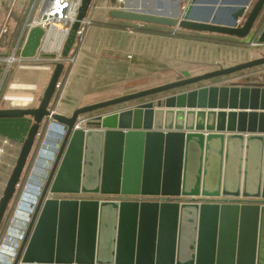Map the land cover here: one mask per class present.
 <instances>
[{"label":"water","instance_id":"1","mask_svg":"<svg viewBox=\"0 0 264 264\" xmlns=\"http://www.w3.org/2000/svg\"><path fill=\"white\" fill-rule=\"evenodd\" d=\"M91 1H80L63 59ZM251 1L189 0L180 17L143 8L109 15L244 38L264 5ZM43 34L30 26L19 57H33ZM257 42L264 44V27ZM256 66H264V55L197 75L183 70L180 79L69 116L52 113L65 134L11 264H264V83L193 87L73 128L85 113ZM64 67L54 63L35 107L0 108V118L33 120L0 197V224ZM47 206L52 218L34 241Z\"/></svg>","mask_w":264,"mask_h":264},{"label":"crops","instance_id":"2","mask_svg":"<svg viewBox=\"0 0 264 264\" xmlns=\"http://www.w3.org/2000/svg\"><path fill=\"white\" fill-rule=\"evenodd\" d=\"M125 1L128 3V0ZM32 2L33 0H0V81L5 72L10 71L0 87V108L35 107L52 71L53 66L48 59L37 61L19 57L27 33L26 22L35 12L32 10ZM94 5L97 8L92 10ZM114 6V0L92 1L90 11L93 23L88 28L84 41L71 54L75 56L74 62L64 63V69L69 68L59 79L58 96L51 109L53 112L69 116L79 106L127 93L123 86L130 79L132 81L140 75L147 76L171 65L186 63L182 61L187 58L200 62L204 61L203 57L210 59L212 55H203L204 48L215 52V61L228 58L240 63L264 55V44L251 45L257 42L258 36L255 34L264 27V5L249 34L244 38L228 35L230 39L205 35L206 31L184 29L172 32L164 29V25L112 18L109 14ZM214 33L220 34L219 36L227 35ZM193 49L196 52L193 53ZM12 55L16 60L9 66L7 59ZM220 79V82L213 84L264 83V68L249 69ZM104 82L106 83L102 84ZM101 84L111 88L104 93L97 90L103 87ZM117 109L119 108H115ZM32 122L30 116L0 118V142L8 145L0 144V158L3 159L0 160V188L9 177L12 168L10 161L13 162L14 156L18 155ZM49 123L45 119L40 129L47 130Z\"/></svg>","mask_w":264,"mask_h":264},{"label":"built area","instance_id":"3","mask_svg":"<svg viewBox=\"0 0 264 264\" xmlns=\"http://www.w3.org/2000/svg\"><path fill=\"white\" fill-rule=\"evenodd\" d=\"M81 0H33L32 2V10H34L33 17L26 22V28L28 29L32 25H39L44 29V34L40 40V44L37 47L36 54L31 57L37 61L41 59H48L52 66L55 62L58 61H68L69 63L74 62L75 56L70 55L63 59L61 57V51L63 48L64 41L68 35L70 26L75 19L77 14L78 7L80 5ZM116 6L114 9H129L132 8L125 0H114ZM91 5V4H90ZM97 8V5H94L92 10ZM91 7L87 11L86 16L82 19L80 26L76 32V42L81 44L84 41L85 34L88 28L93 23L92 12L90 11ZM140 23V22H139ZM26 29V30H27ZM77 44V45H78ZM251 45L257 46L260 45L258 42H254ZM54 54V57H45L44 55ZM130 57V56H128ZM16 60L15 56H10L7 61L10 64ZM59 85V82L57 86ZM121 109V108H120ZM52 113L49 114L47 120L50 122L47 125V130L44 131L42 140L40 142V146L36 152L33 166L31 168L28 180H27V187L25 185L24 190L27 192L25 194L24 191V199H23V206L22 211H19L18 208L17 212L22 213L23 211H30V216L32 215V209L36 207L38 198L41 194L42 188L45 184V180L47 177V171H49L53 165L57 152L59 150V146L65 134V126L63 124L58 123L55 119L52 118ZM88 119V118H87ZM87 119H84V116H79L73 128H82L87 129L85 126V122ZM78 125V126H77ZM39 136V132L37 137ZM33 189L37 190L36 200L30 206V199L28 197L32 196L31 192ZM27 196V197H26ZM36 202V204H35ZM29 218L25 221V219L16 217L14 215L8 232L11 230L15 231L20 235V239L23 238L26 226L30 220ZM10 234V233H8ZM17 235V234H16ZM9 248V247H8ZM14 249V247H10ZM5 252V251H4ZM14 253V252H13ZM9 255L7 254V257ZM15 253L13 254L12 259L9 264H11ZM6 257V258H7ZM10 256L8 257V259Z\"/></svg>","mask_w":264,"mask_h":264},{"label":"rangeland","instance_id":"4","mask_svg":"<svg viewBox=\"0 0 264 264\" xmlns=\"http://www.w3.org/2000/svg\"><path fill=\"white\" fill-rule=\"evenodd\" d=\"M92 1H91V3H92ZM255 1L256 0H252L250 5H252L253 2H255ZM128 3L130 4V6L132 8H143V9H147V10H160L161 12H164V13H171L172 16L180 17V15H182V13H183V9L186 8L187 5L189 4V0H128ZM129 22H132V21H129ZM163 27H164V29L172 30V32L182 31V30L184 31V28H180L178 26L177 27L163 26ZM193 31H195V30H193ZM205 35H209L212 37H223L225 39H230V36H228V35L219 36L220 34H216L214 32H205ZM214 39H217V38H214ZM208 42L214 43V41H208ZM237 44H239V43H237ZM238 47H240V46H238ZM259 47H261V46H259ZM252 48H254V47H252ZM192 51L194 53V52H196V49H193ZM214 54H215V52L213 50H209V49L204 48L203 55L204 56L205 55L206 56L212 55V57H210V59H209V57H203L204 61L200 62L199 60L191 61L194 59L189 60V58H187L186 61H182V62H186V63H182L180 65H171V67H169L167 69L155 71L154 74L152 73V74H149L147 76L140 75V76H138V78H135L132 81L130 79L131 82L129 81V82L124 83L123 89L125 92L131 93V92L139 91L142 89L150 88L153 86H157L160 84H164L167 82H171V81L180 79L183 77L182 70L188 71L190 73V75H197V74H201V73H204L207 71L217 69L219 67L232 65L235 63L234 61H232L231 59H228V58H223L221 60L215 61V59L213 57L216 55H214ZM192 58H194V56ZM12 65H13V62H11L9 64V66H12ZM8 67L6 69H8ZM255 68H264V66H256V67H252L249 69L251 70V69H255ZM249 69H244V70H241L239 72L231 73V74L226 75V76H230V75H233L236 73L239 74V73H242L243 71H246ZM6 73H7V71L5 72L4 78L2 76V80L0 81V87L5 80ZM220 78L221 77H216V78H213L212 80H209L207 82H199L197 84L187 85V86L177 88L174 90L164 91L162 93H156L154 95H149L147 97L134 99L133 101H129L126 103H119L117 105L108 106L105 108H101V109H98L95 111L85 113L81 116H84L85 119L91 118V117L98 115V114H101V113H107V111L111 112V110L112 109L115 110V108H119L117 110H120V107H123V106L124 107L130 106V105L133 106V105L143 103V102L148 101V100L153 99V98L156 99L161 95L166 96V95H170L172 93H178L180 91L187 90V89H190L193 87L217 83V82H220V80H221ZM105 83L106 82H104L102 84H105ZM102 86H103L102 88H98L97 90H100V91L106 93L107 92L106 90L111 88L109 85H102ZM120 87H121V84H119L118 88H120ZM127 93H124V94H127ZM121 109H123V108H121ZM114 110H112V111H114ZM2 142L3 141H1L0 144L8 146L7 144H3ZM33 149L34 148H32L31 153L29 154L28 160H27V162L29 161L30 165L28 166V163H26V166H25L24 171H23L24 173H25V171H27L26 175L24 176L25 178L22 179L23 174H24V173H22V176H21L20 181H19V185L16 187L15 194L13 195L12 199L10 200V202L8 204L6 212L3 216V219H2L1 224H0V260H1L0 262L2 264L7 263L9 260L8 258H6L7 254H5L3 256L1 255V252L4 248V246L17 248L20 241L22 240L18 237L19 235L17 236L15 234L16 233L15 231L11 230L13 232L10 233L11 231L8 232V230H9L10 223H11L14 215H16V217L19 216V219H20V217H23L21 213L17 212V210H18V208H20L19 211H22L21 208L23 206L22 202L24 199L23 198L24 197V191H25L24 188H25V185L27 187V180H28L31 168L33 166L34 158H35V154L32 153ZM0 151H2V150L0 149ZM16 158H17V156H14V159H13L14 161L13 162H12V160L10 161V163H12V168L15 164ZM0 160L2 161L3 159L0 158ZM27 167H28V170H27ZM12 168H11V170H12ZM11 170H10V173H11ZM10 173H9V175H10ZM6 181H7V179H6ZM4 186L5 185H3L2 188H0V197L2 195V191L4 189ZM26 193L27 192L25 191V194ZM35 204H36V202H35ZM34 210H35V207L32 209V213ZM8 233H10V234H8ZM14 253H15V251H14Z\"/></svg>","mask_w":264,"mask_h":264},{"label":"bare ground","instance_id":"5","mask_svg":"<svg viewBox=\"0 0 264 264\" xmlns=\"http://www.w3.org/2000/svg\"><path fill=\"white\" fill-rule=\"evenodd\" d=\"M230 56H231V54H230ZM79 92V91H78ZM77 102V101H76ZM76 106V105H75ZM69 114V113H68ZM85 119V118H84ZM29 193H32V196H30V197H28L29 199H30V206H32V204L34 203V201L36 200V195H37V190H35V189H33L31 192H29ZM27 197V196H26ZM30 211L31 210H28V211H23L21 214H22V216L23 217H21V218H23V219H25V221L29 218V216H30ZM46 212H47V214H45L43 217H41L42 218V221H41V223L39 222V225H38V227H37V230H36V232H35V236H34V241H37L38 240V237H39V235H40V233L43 231V229H44V227H45V225H46V221H47V219L50 221L51 220V218H52V207L51 206H47V208H46ZM19 217V216H18ZM13 231H11L10 233H12ZM15 234H17V233H15ZM17 236H18V234H17ZM18 237H20V235L18 236ZM6 253H5V252ZM14 252V249H11L10 247L8 248L7 246H4V248H3V250H2V252H1V255L3 256V255H5V254H8L9 256H10V258H9V260H8V262H10V260L12 259V257H13V253ZM8 256V257H9ZM7 257V258H8ZM4 258V257H3ZM1 261V260H0ZM5 263V264H9V263ZM1 263V262H0ZM2 264V263H1Z\"/></svg>","mask_w":264,"mask_h":264},{"label":"trees","instance_id":"6","mask_svg":"<svg viewBox=\"0 0 264 264\" xmlns=\"http://www.w3.org/2000/svg\"><path fill=\"white\" fill-rule=\"evenodd\" d=\"M260 33V32H259ZM258 32L255 34V36H258V34H259ZM219 41H221V40H219ZM223 42V41H222ZM77 44L78 43H75V46H74V48L71 50V52H70V55L72 54V52L74 51V49L77 47ZM68 68L69 67H66L65 69H64V71H63V73L65 72V73H67L68 72ZM9 73H10V71L8 70V72H7V74H6V77L9 75ZM60 86V85H59ZM58 90H59V87H57V89H56V91H55V94H54V96H53V98H52V100H51V103H50V105H49V108L50 109H52L53 107H54V104H55V100H56V98H57V96H58ZM110 99V98H109ZM102 101V100H101ZM98 102V101H97ZM44 131H45V129H40V131H39V136L36 138V141H35V145L33 146V151H32V153H34L35 155H36V152H37V150H38V147H39V145H40V142H41V140H42V137H43V134H44ZM28 163V166L30 165L29 164V161L27 162ZM27 170H28V167H27ZM24 173V172H23ZM26 173H27V171H25V173L23 174V177H22V179H24L25 177V175H26Z\"/></svg>","mask_w":264,"mask_h":264}]
</instances>
